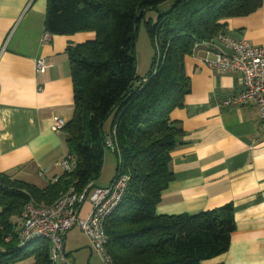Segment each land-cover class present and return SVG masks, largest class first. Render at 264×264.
Segmentation results:
<instances>
[{
  "label": "trees",
  "instance_id": "obj_1",
  "mask_svg": "<svg viewBox=\"0 0 264 264\" xmlns=\"http://www.w3.org/2000/svg\"><path fill=\"white\" fill-rule=\"evenodd\" d=\"M169 1L47 0L46 32H94L93 39L66 50L74 108L62 130L76 165L43 189L0 174V264H52L47 240L20 246L17 218L31 199L50 205L71 187L80 193L94 184L108 134L116 158L112 180L128 177L105 223L111 264H207L228 249L235 229L231 203L195 214L158 215L155 208L172 179L168 163L184 134L169 114L190 92L185 57L224 33L228 19L253 13L264 0H173L154 21L146 18ZM142 21L154 58L139 79L134 39Z\"/></svg>",
  "mask_w": 264,
  "mask_h": 264
},
{
  "label": "crops",
  "instance_id": "obj_2",
  "mask_svg": "<svg viewBox=\"0 0 264 264\" xmlns=\"http://www.w3.org/2000/svg\"><path fill=\"white\" fill-rule=\"evenodd\" d=\"M46 8L47 0H0V174L39 189L62 174L59 163L67 155L64 131L52 130L54 119L68 122L73 114L66 50L94 38L82 31L48 33L44 40ZM224 33L264 51V4L228 19ZM207 57L212 52L199 47L184 59L190 92L169 114L184 134L171 153L172 179L155 212L195 214L231 203L235 229L228 249L207 264H264V128L253 103L222 105L240 89V75L209 68ZM90 209L84 202L79 216ZM71 230L64 252L76 247Z\"/></svg>",
  "mask_w": 264,
  "mask_h": 264
},
{
  "label": "built area",
  "instance_id": "obj_3",
  "mask_svg": "<svg viewBox=\"0 0 264 264\" xmlns=\"http://www.w3.org/2000/svg\"><path fill=\"white\" fill-rule=\"evenodd\" d=\"M43 39H48V32L44 33ZM203 44L212 52V57L204 60L209 68L240 75V89L223 100L222 105L253 103L264 128V51L246 40L233 39L226 33H219L214 40ZM35 65L39 71L44 69L42 60H37ZM65 124L63 119H54L52 130H61ZM105 146L113 149V140L109 134L105 137ZM59 164L63 171H71L76 161L74 157L66 155ZM127 181L128 177L121 175L104 188L95 187L90 182L80 193L71 187L50 205H40L29 200L17 218L20 246L26 247L45 239L49 242V259L52 264H67L64 237L74 225H78L87 237L91 250L102 258L104 264H111L106 252L105 223L122 200ZM84 202H89L91 209L85 217H80V207Z\"/></svg>",
  "mask_w": 264,
  "mask_h": 264
},
{
  "label": "rangeland",
  "instance_id": "obj_4",
  "mask_svg": "<svg viewBox=\"0 0 264 264\" xmlns=\"http://www.w3.org/2000/svg\"><path fill=\"white\" fill-rule=\"evenodd\" d=\"M173 0L168 3H163L158 7V10H149L146 13V18L155 20L159 12L167 11ZM134 55L136 58V72L138 78L141 79L148 75L151 70L153 58H154V47L150 41V38L146 32L144 22H140L135 31L134 39ZM109 127V122H105L104 129L107 130ZM116 168V158L113 151L107 147L104 149V158L101 171L98 177L95 179V187L104 188L109 186L112 178L115 174ZM70 239H72V244L76 247H66L65 253L67 264H104L102 258L92 251L89 250V241L85 234L81 232L79 226L72 228L69 234Z\"/></svg>",
  "mask_w": 264,
  "mask_h": 264
},
{
  "label": "water",
  "instance_id": "obj_5",
  "mask_svg": "<svg viewBox=\"0 0 264 264\" xmlns=\"http://www.w3.org/2000/svg\"><path fill=\"white\" fill-rule=\"evenodd\" d=\"M65 255L67 256V255H68V253H65Z\"/></svg>",
  "mask_w": 264,
  "mask_h": 264
}]
</instances>
